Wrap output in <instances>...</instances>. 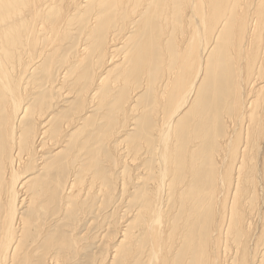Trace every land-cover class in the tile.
<instances>
[{"label":"bare ground","instance_id":"obj_1","mask_svg":"<svg viewBox=\"0 0 264 264\" xmlns=\"http://www.w3.org/2000/svg\"><path fill=\"white\" fill-rule=\"evenodd\" d=\"M0 264H264V0H0Z\"/></svg>","mask_w":264,"mask_h":264}]
</instances>
